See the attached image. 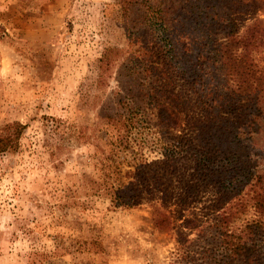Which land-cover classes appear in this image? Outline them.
<instances>
[{
	"label": "rangeland",
	"instance_id": "374dc122",
	"mask_svg": "<svg viewBox=\"0 0 264 264\" xmlns=\"http://www.w3.org/2000/svg\"><path fill=\"white\" fill-rule=\"evenodd\" d=\"M194 2L175 0L168 14L184 11L186 41L209 42L201 67L211 84L223 79L215 72V44L225 35L215 22L187 19ZM207 5L233 15L242 37H251L254 26L255 36L264 31V0ZM122 8L120 0H0V264H188L178 254L204 245L199 230L216 217L231 212L232 228L257 217L245 174L264 170V104L249 115L256 119L251 128L243 124L247 101L239 115L227 114L201 86H190L182 64L169 65L174 60L159 46L155 25L139 22L142 40L134 48L149 47L151 62L125 51ZM252 41L247 55L264 72V40ZM126 55L142 72L152 62L172 67L169 80L145 72L144 80L129 78ZM153 81L166 84L163 102L172 91L185 101L173 127L143 96L142 85ZM261 102L264 92L255 101ZM14 122L26 128L8 150ZM182 135L202 151L235 158L208 176L186 148L174 151ZM227 175L242 190H219ZM188 183L198 192L188 193ZM128 196L140 203L125 204Z\"/></svg>",
	"mask_w": 264,
	"mask_h": 264
},
{
	"label": "trees",
	"instance_id": "16d2710c",
	"mask_svg": "<svg viewBox=\"0 0 264 264\" xmlns=\"http://www.w3.org/2000/svg\"><path fill=\"white\" fill-rule=\"evenodd\" d=\"M174 1L120 0L123 7L125 28L129 41V49L125 51L130 53L135 52L140 57H144V60L150 61V59H147L151 54L149 47H144L145 49H142L140 53L135 51L134 48L142 40L139 22H143L149 27H154L155 25L156 28L154 30L157 32L159 46L174 60L169 65L173 66L177 64L181 66L182 64L185 70L182 71V74H188L190 86L192 88L201 86L200 90H203L205 96L211 102L219 103L227 114L239 115L241 102L244 100L247 101V106L243 109L246 118L243 124L246 125L247 121H249L246 127L251 128L255 124L256 119H250L249 115L253 111L258 113L261 110L259 104H264V102L255 103L261 95V92H264V72H261L251 62L247 52H249V47L253 43V38L256 37L257 40H264V31L262 29L259 30L258 35L255 36L254 34L257 32L256 29L258 26H254L252 28L254 34L251 37H242L239 35L238 20L233 15L212 11L207 5L208 0H195L194 4L188 8L187 19L190 18L193 20L197 18L198 22H204L208 25L211 24L208 23L209 21L215 22V26L225 35L224 40H220L215 44V52L218 55L215 72L219 68V71L222 72L223 79H220V77H216L215 79L214 77L210 84L205 79L204 68L201 67V61L205 62L209 42L205 40L201 44L199 41H194L199 39L189 35L187 32L188 36H191L190 39H192L194 44H191L192 42L189 38L186 41L187 39L184 37L186 34L181 33L182 29L184 31V27L180 26L179 23V16L185 14L184 11L178 8L174 12L175 15L173 14L174 17H170L168 14L169 11L172 12V9L176 7ZM220 1L228 6L245 5V3L248 4L249 2V0ZM175 21H178V23H175ZM125 58L127 66H130L125 69L126 74L134 80H144L145 78L141 76L145 73L153 74L155 80H166L168 78L164 77L165 74L168 73V69H172V67L168 66H154L152 62L151 65L143 69L144 73L140 69V66H138L139 61L135 60L134 63L137 66H134L132 62L134 60L131 56L126 55ZM180 58L184 59V61L181 62ZM153 82L155 83L149 84L148 86L142 85L144 86L145 92L141 91V88L140 91L147 98V103L156 107L160 122L173 127L178 118L176 111L184 108L185 101L179 93L172 91L167 93L165 101L163 102L162 99H159V95H162L161 92L166 87V84H158L159 81ZM119 107L121 109L125 108V103L119 101ZM256 113L255 117L258 116ZM128 122L130 123L132 121L128 120ZM25 128L26 125L21 122H14L8 125V150L15 145ZM250 132L248 131V133ZM176 140V144L173 145L175 147L174 151L178 152V150L182 151L186 148L198 168L210 172L208 176L217 175L216 173L221 174L223 170H219L221 169L219 162L229 161L235 158L232 154L202 151L186 135H182ZM245 176L248 178L246 187H249L250 199L257 217L251 221H247L239 228H232L230 225L231 212L222 213L213 222H210L206 229L201 228L199 230V236L203 238L204 245L194 251H191V249L181 251L178 254L180 260H187L188 264H264V170L257 168L255 171L246 173ZM241 187L236 183V177H232V175L223 177L217 185L219 190L226 191H235L237 188L242 190ZM199 188L200 186L198 184L188 183L186 185L187 192L191 194L197 193ZM125 195L126 192L124 191L123 196L125 197ZM123 196L120 198H123ZM125 200V204L130 206L140 203L134 196H128ZM164 220L166 221V219L162 218L156 222L161 226ZM209 232H211L210 235ZM179 243L181 244V241ZM185 243L186 241L182 243V246L186 245Z\"/></svg>",
	"mask_w": 264,
	"mask_h": 264
}]
</instances>
